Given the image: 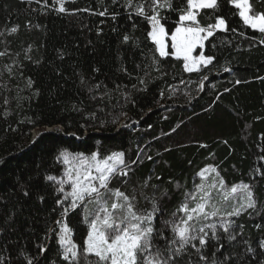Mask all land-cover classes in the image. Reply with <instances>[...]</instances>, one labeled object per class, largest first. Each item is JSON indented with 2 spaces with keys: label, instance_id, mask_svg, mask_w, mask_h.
I'll return each instance as SVG.
<instances>
[{
  "label": "trees",
  "instance_id": "1",
  "mask_svg": "<svg viewBox=\"0 0 264 264\" xmlns=\"http://www.w3.org/2000/svg\"><path fill=\"white\" fill-rule=\"evenodd\" d=\"M141 2L133 0L128 8L125 0L115 4L68 0L67 11L58 12L55 0H0V52L6 53L0 56V257L5 258L4 264L29 260L69 264L62 259L58 242L56 221L61 219L72 229V240L83 248L89 231L84 222L87 202L70 207L71 197L65 199L70 183L63 185L65 192L58 191L69 167L61 153L69 154L72 161L94 152L125 154L128 175L115 177L110 187L134 195L133 203L142 211H151V197L156 196L161 211L154 223L165 236L171 233L163 222L172 218L184 193L193 191L204 168H215L229 187L251 185L255 209L223 216L232 221L230 231L236 233V240L229 241L217 226L223 247L217 251L213 240L204 252L209 257L215 252L217 264L225 257L227 264H264V44L259 42L260 34L243 25L229 0H218L217 11L200 12L201 24L223 16L237 31H217L203 49L194 52L214 56L212 64L187 72L182 60L155 52L147 36L150 24L134 11ZM252 2L257 11H264V2ZM184 3L173 0V7ZM105 8L108 14L99 15ZM161 15L172 53L170 35L179 26V13L165 9ZM126 34L131 37L128 42L123 40ZM153 56L159 60V71ZM48 176L57 179L49 181ZM165 189L168 195L160 198ZM64 207L69 211L62 217ZM157 243L164 246L163 240ZM190 251L192 264H203L195 249ZM88 260L95 264L97 258L89 255Z\"/></svg>",
  "mask_w": 264,
  "mask_h": 264
},
{
  "label": "snow or ice",
  "instance_id": "2",
  "mask_svg": "<svg viewBox=\"0 0 264 264\" xmlns=\"http://www.w3.org/2000/svg\"><path fill=\"white\" fill-rule=\"evenodd\" d=\"M39 2L40 0H37V3ZM55 2L59 4V8L56 9L58 12L67 11L64 7L65 0H55ZM112 2L115 4L118 0H112ZM145 2H147V10ZM262 2L264 0H256V3ZM229 3L237 9L235 14L239 16L243 25L258 32L259 42L264 44V11H257L252 0H229ZM125 6L133 7V0H125ZM218 8V0H185L184 5L178 9L173 7V0H143L135 5L134 11L136 15L143 17L150 24L151 30L147 36L155 44V52L159 54V57L166 58L171 54L177 60L183 61L185 71L193 72L199 71L201 65L207 67L215 59L211 55L205 56L203 51L193 56L197 48L203 49L205 41L214 36L217 31H237L235 28H229L223 16H217L214 23L201 24L198 16L202 10L217 11ZM165 9L179 13L177 21L179 26L170 35V45L174 49L172 53L167 50L169 32L161 22L165 19L161 12ZM98 14L101 16L108 14L107 8ZM116 15L113 14L112 18L115 19ZM11 31L15 33L17 28L13 27ZM240 34L244 35V33ZM130 39L131 37L127 34L123 37L125 42ZM4 55H6L5 52H0V56ZM152 59L157 66L156 70L159 71V60L155 56ZM229 70L225 69V71ZM11 71V67H8V72L11 73ZM143 82L141 80V83ZM31 83L32 81L29 80V85ZM236 83L240 81L237 80ZM61 156H63L64 163L70 166L64 174L66 179L59 180L61 187L58 191L65 192L63 185L71 184V191L65 194V199L71 197L70 207L73 209L85 202L96 205L94 213L85 207L84 222L88 225L89 231L82 249L72 240V229L68 224L63 219L56 221L60 226L58 242L63 248L62 259L68 261L69 264H80L81 259L84 260V264H92L88 260L89 255L97 258L95 264H192L190 249H195L199 262L217 264L215 252L211 257L204 252L213 240L218 245L217 251L223 247L220 243L221 237L217 234L216 223L209 221L220 217L221 228L224 233L228 234L227 239L236 240V233L230 231L232 221L223 219L221 208L217 205L232 200H243L242 203L233 205L231 211L224 213L227 217L239 216L242 210L247 211V209L256 207L251 185L241 183L229 187L215 168L204 169L199 173L201 177L211 170L216 172L218 179L207 187L201 183L196 186V191L184 193V200L172 213V218L163 222L164 228L170 229L171 233L170 236H165L163 228H157L154 223L157 213L161 211L156 196L151 197V211H142L138 210L133 203L136 199L134 195L129 196L119 188L110 187L115 177L128 175L126 170L128 165L123 152H114L105 158H99L98 153L92 154L90 158H84L81 154L75 164L70 161L69 154L61 153ZM47 179L54 181L57 178L48 176ZM145 186H147V181ZM153 187L157 186L153 185ZM177 187L180 186L177 185ZM213 190L219 199L214 197ZM167 195L168 191L165 189L160 193V198ZM214 199L215 203H213ZM58 203L63 205L64 201L60 200ZM68 211L69 207H64L62 217ZM90 215L91 219H89ZM158 239L164 241L163 247L157 243ZM44 250L41 248V251ZM185 255L189 257L187 261L182 260ZM4 259L0 257V264H4ZM227 260L228 257H225L221 264H227ZM28 264H32V260H29Z\"/></svg>",
  "mask_w": 264,
  "mask_h": 264
},
{
  "label": "rangeland",
  "instance_id": "3",
  "mask_svg": "<svg viewBox=\"0 0 264 264\" xmlns=\"http://www.w3.org/2000/svg\"><path fill=\"white\" fill-rule=\"evenodd\" d=\"M65 1H68V0H65ZM167 43H168V42H167ZM167 50H169V45H168V49H167ZM172 50H173V52H174V49H172ZM194 52H195V51H194ZM194 52H193V56H196ZM201 66H202V65H201ZM201 66H200V68H201ZM94 153H98V152H94ZM94 153H92V154H94ZM92 154H90V155H82V156H83L84 158H90V157L92 156ZM98 154H99V153H98ZM80 157H81V155L73 157L72 163L75 164V163H76V160H77L78 158H80ZM105 157H107V156H100V155H99V158H105ZM69 166H70V165H69ZM211 168H212V167H206V168H204V169H211ZM204 169H203V170H204ZM203 170H202V171H203ZM199 173H200V172H199ZM199 173H198V175H197L196 183H195V186H194V189H193L192 192H194V191L197 190V188H196L197 185L203 183V184H205V186L207 187L210 183H212V182H214V181H216V180L218 179L217 176H216V173H215L214 171H211V170H209L208 172H206V173H205V176H203V177H201V176L199 175ZM213 195H214V197H216V199H219V197L216 195L215 190H213ZM215 202H216V200L214 199V200H213V203H215ZM242 202H243L242 199L239 200V201H237V200H232V201H230V202L221 203V204H219V205H217V206L221 208V216H224V213H226L227 211H231V210H232L233 205H236V204H239V203H242ZM85 207H87V208L90 210V212H92V211L94 210V208H96V205H94V204H86ZM84 209H85V208H84ZM242 211H243V210H242ZM209 222H215L216 225L219 226V227H221V223H222V221H220V220H216V218H213V219H212L211 221H209Z\"/></svg>",
  "mask_w": 264,
  "mask_h": 264
},
{
  "label": "built area",
  "instance_id": "4",
  "mask_svg": "<svg viewBox=\"0 0 264 264\" xmlns=\"http://www.w3.org/2000/svg\"><path fill=\"white\" fill-rule=\"evenodd\" d=\"M47 131H50L51 132V131H53V129L52 128H48ZM33 137H36V132H34Z\"/></svg>",
  "mask_w": 264,
  "mask_h": 264
},
{
  "label": "water",
  "instance_id": "5",
  "mask_svg": "<svg viewBox=\"0 0 264 264\" xmlns=\"http://www.w3.org/2000/svg\"><path fill=\"white\" fill-rule=\"evenodd\" d=\"M33 140H35V137L33 138Z\"/></svg>",
  "mask_w": 264,
  "mask_h": 264
}]
</instances>
